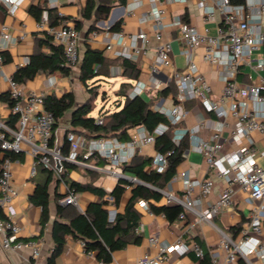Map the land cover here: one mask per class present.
I'll list each match as a JSON object with an SVG mask.
<instances>
[{"label":"built area","instance_id":"2783aa9c","mask_svg":"<svg viewBox=\"0 0 264 264\" xmlns=\"http://www.w3.org/2000/svg\"><path fill=\"white\" fill-rule=\"evenodd\" d=\"M23 0H0L9 14H13ZM188 0H127V13L136 14L143 4L148 7L138 13V22L148 24L156 40L155 54L149 65L151 73L161 68L171 69L168 83L174 86V102L168 109L158 108L173 129V143L178 146L187 135L191 148L200 153L215 178L225 182L215 201L203 206L204 199L212 192L214 178L208 176L202 180L193 179L188 171L175 174L173 179H181L183 192L180 196L170 190H161L168 203H175L183 208L179 219H186L187 214L195 218V222H208L228 210L236 191L232 184L246 194L249 206L247 220L240 226L236 237L219 232L217 252H212L209 264H236L242 260L245 264H264V147L255 145L253 133L264 136V0H195L201 12L202 26L183 21L182 14L172 17L171 25L176 28V38L181 43V54L185 56L186 66L180 70L171 60L172 38L165 36L166 19L170 17L166 4H187ZM47 7L36 21L37 29L42 35H50L53 42L62 46L65 64L75 65L80 58L82 35L72 21L58 10V0H46ZM57 9L58 23L50 24L48 12ZM98 31L93 30L90 37H96ZM113 43L108 42L106 49L111 50L115 57H124L136 61L149 45V35L140 30L134 34L115 31L111 34ZM7 25L0 29V69L4 63L2 52L11 41ZM116 46L117 48H114ZM202 49L201 57L210 66L217 67V77L222 82L221 94L217 99L212 97L210 83L199 71L194 60L195 50ZM24 58L19 65H24ZM243 75L245 80L239 79ZM9 97L12 101L11 113L17 116L15 126L0 121V148L13 152H23L32 158L30 176H34L37 167L41 166L52 171L62 179L63 163L89 166L105 173L117 176L122 171L117 167L128 161L135 151L144 146L154 144L155 137L168 130V125L159 124L153 132L143 126L133 128L128 142L115 137L85 138L71 130L65 131L68 152L62 155L53 133V113L44 107V97L54 85L52 76L46 77V85L41 89H24L11 76ZM167 83V84H168ZM161 83L154 85L157 89ZM166 84V85H167ZM142 88L134 87L131 95L139 94ZM197 100L206 112L213 113L219 127L215 128L207 139L197 136L202 124L195 128H180L179 124L187 114L185 103ZM231 119V123L228 122ZM101 122L100 118L96 120ZM228 130L227 136L223 132ZM129 148V156H120L119 152ZM189 148V147H188ZM171 151L156 152L153 166L163 171L167 165V156ZM185 153V152H184ZM183 153V156H184ZM92 156L104 159L107 165L99 168L85 163ZM13 160L2 157L0 163V233L1 246L4 250L29 249L33 257L40 254V242L33 239H19L20 227L9 218L1 216L2 208L15 195L12 187ZM123 174V173H122ZM125 175V174H123ZM126 176V175H125ZM131 182H139L136 177L128 176ZM58 203L80 208L78 192L67 187L59 197ZM137 206L150 213L149 204L144 199L137 200ZM108 220L113 221L117 213L114 207L107 209ZM140 232V223L134 228ZM149 242L156 246L155 254L144 253L133 264H165L171 252L179 255L193 252L197 258L194 264H201L199 259L204 256L200 244L192 239L185 240L180 235L171 244H162L152 236ZM99 264H107L99 261ZM112 264H119L117 262Z\"/></svg>","mask_w":264,"mask_h":264},{"label":"crops","instance_id":"0c3cea01","mask_svg":"<svg viewBox=\"0 0 264 264\" xmlns=\"http://www.w3.org/2000/svg\"><path fill=\"white\" fill-rule=\"evenodd\" d=\"M42 4L47 7L46 0H23L22 3L16 8L13 14H9L5 6L0 2V29L2 25H7L11 35V41L9 42L6 49L3 51L5 53V58L8 60L4 61L0 69V120L6 122L11 111L10 107L7 105L2 95L9 92V81L8 77H12V74L17 69L19 64L23 62L24 58H28L29 55L36 49L38 40L43 36L42 33L36 27V19L29 12V7L33 4ZM87 5V0H58V10H60L68 20L72 23H78V30L82 35V41L80 43V55L84 50V42L92 49H98L103 52V54L109 58H115L111 50L106 49V44L108 42L113 43V38L111 34L115 31L110 30L111 26L117 21L121 22L120 30L125 34H134L140 30L147 32L149 35V45L146 47L145 52L141 53L136 62L140 69V74L137 80L132 81V89L137 86V88H142L139 93L147 100H151V108L158 111V108L168 109L172 106L174 102L173 95L168 93L167 95H162L161 90L165 88L168 83L169 77L171 75V69L164 67L157 73H151L149 70V65L153 60L155 54L156 40L152 35V30L148 24H140L138 22V13L147 9L148 5L145 3L139 7L136 14L130 15L127 13V0L124 4L118 3L114 0L113 6L106 19H99L94 24L98 35L96 37H90L88 27L93 23V14L91 18H85L83 16V10ZM168 11L170 12V17L166 19L167 27L164 28L165 36L172 38V50H171V60L174 66L180 70L184 69L186 66V59L183 54H181V43L176 38V28L171 25L172 17L177 14L187 15L188 22L198 27L202 26V16L200 10L195 4V0H188L187 4H166ZM52 13L57 15V9L51 10ZM264 24V17H263ZM114 44V43H113ZM45 49L44 47H42ZM114 48H117L114 46ZM202 49L197 48L194 54V60L199 68V71L204 75L207 81L210 83L212 88V97L217 99L223 87L222 82L217 77V67L210 66L203 61ZM4 56V55H3ZM111 77L103 81L102 84H110L114 86L115 91L119 84L124 80L120 74L119 66H111ZM75 78L78 80V69L77 72H73ZM70 76H62L59 72H54L48 75L39 74L32 80H27L21 86L24 89H41L46 85V77L52 76L55 79L54 85L48 90V92H54L57 95L62 94L65 91H71L70 82L72 79ZM41 78V82L39 81ZM113 79V80H112ZM239 79L244 81L245 77L239 75ZM112 80V81H111ZM116 86L114 82L117 81ZM79 81V80H78ZM80 82V81H79ZM161 83L160 87L155 89L154 85ZM47 92V93H48ZM132 96V95H131ZM85 96L84 98H87ZM76 100V99H75ZM85 99L76 100V102H82ZM185 108L187 110L186 117L179 124L180 128H195L199 123L202 124L197 132V136L207 139L210 133L219 127L218 121L213 113L206 112L199 101L193 100L185 103ZM99 110V109H98ZM113 110V109H110ZM98 113H92L96 116ZM68 116L66 114L63 120L65 124H59L58 128L55 130V136L58 141L59 147L62 145V139L65 135V131L69 129ZM231 123V119H228ZM63 127V128H61ZM59 131V132H58ZM133 131V128L128 130L129 137ZM228 130L223 132V136H227ZM255 139V145L259 148L264 147V136L256 134L253 136ZM130 139V138H129ZM121 141V140H120ZM126 140L124 142H128ZM189 145V148L184 153V158L182 162L177 166L178 174L181 171H188L189 175L193 179H204L208 176L214 178V187L212 192L204 199L203 206L216 200L219 192L225 186V182L221 179L215 178L210 168H208L202 155L197 151L193 150ZM136 153L154 157L157 150L154 144L144 146L141 151H135ZM129 148L119 152L120 156H129ZM134 155V154H133ZM132 155V156H133ZM130 156L128 161L131 159ZM32 163V158L28 154H24V158L21 161H13L11 164L12 170V187L15 190V195L11 198L10 202L6 204L1 210V216L3 218L12 219L19 227L20 231L18 234L19 239L28 240L33 239L40 242V254L37 257H33L29 249H19V250H4L1 246L2 234L0 233V264H47L48 257L51 255L53 248L52 239V222L56 214V203H58L59 197H61L67 190V186L62 179L52 175L51 181L48 184L49 192V213L50 220L40 232L39 218L41 213V207L33 205L29 197L34 191L35 183L43 181L47 175V172L37 167V171L34 176H30V167ZM69 163V162H68ZM86 164L95 165L99 168H103L106 164H96L95 158L86 159ZM121 164L117 167V170H121ZM89 169L95 170L99 173V177L94 181L98 186H101L106 192H109L115 185L117 178L111 174L105 173L104 171L94 169L89 166L77 165L75 170H70L66 175V178L72 179L81 183H85L90 180ZM79 170H82L84 174H80ZM123 173V172H122ZM124 174V173H123ZM233 189L236 194L233 198L231 206L227 211L218 214L212 223L208 222H195V218L191 214H187L186 219L181 220L176 219L174 222H168L164 214L162 213H150L141 210L137 206V201L134 204L135 209L141 214L138 223H140V232L137 234L141 235V241L138 244H128L125 248L113 252V259L110 263L119 264H133L137 258L142 256L144 253L155 254L157 252L156 246L149 242V238L154 236L157 238L158 242L162 244H171L174 240L182 235L185 240L192 239L193 235L198 236V239L202 242V248L209 254V260L212 252H217L220 256V260L223 259V253L218 249L219 232L217 228L224 231L227 235L231 237H236L237 232L235 227L241 226L248 217L249 206L246 203V194L239 190L238 185L233 183ZM154 189V187H152ZM127 188L119 206H115L109 203L106 208L114 207L117 212H122L124 206L129 197V190ZM161 190H170L174 195L180 196L183 192V182L181 179H171ZM162 193V192H161ZM79 210H83L90 202H96L99 197L88 192L82 191L78 192ZM105 198L112 201L110 195H106ZM141 199V198H140ZM148 202V201H147ZM149 204V203H148ZM157 204H175L168 203L164 199V196ZM35 237V238H32ZM196 241V240H194ZM197 242V241H196ZM195 258L193 252H188L183 255H179L178 252L173 251L169 254L168 260L165 264H194L197 258L194 260L191 255ZM240 261V260H239ZM239 261L236 264H239ZM53 264H99L94 254L86 253L82 244L81 239L73 238L68 236L66 242L63 246L62 251L54 259Z\"/></svg>","mask_w":264,"mask_h":264},{"label":"trees","instance_id":"16d2710c","mask_svg":"<svg viewBox=\"0 0 264 264\" xmlns=\"http://www.w3.org/2000/svg\"><path fill=\"white\" fill-rule=\"evenodd\" d=\"M120 4H124L125 0H116ZM114 0H87V5L83 10L85 18H91L93 14V23L88 27L91 31L96 29L95 22L99 19H106ZM45 6L42 4H33L29 7V12L38 20ZM58 16L48 12V20L50 24L58 23ZM183 21L188 22L187 15H182ZM121 22L117 21L111 26L110 30L119 31ZM78 29V23H74ZM44 47L45 49H43ZM7 61L8 58H5ZM77 66L78 80L86 87L89 94H95L94 88L101 85L103 81L111 77V66L120 67V76L124 80L114 91L116 98L113 100V110L105 107L99 108L96 116L92 115V101L96 95L86 98L82 102H76L74 94L71 91H65L60 95L54 92H48L44 97V107L50 110L54 115L53 133L68 113L69 129L78 134H82L85 138L91 137H115L118 140H129L128 130L138 126H143L149 132L161 123L168 125V130L155 137V149L164 153L171 151L167 156V165L163 171H157L153 166V158L134 153L131 159L121 164V171L130 177H136L139 182H131L126 178L117 179L113 188L106 192L101 186L94 181L100 176L93 169H89L90 180L81 183L66 178L70 170L77 168L76 164L64 162L62 180L68 188L75 192L88 191L99 197L96 202H90L86 208L79 210L72 205H62L56 203V214L52 222V239L53 248L51 255L48 257L47 264H53L54 259L63 249L68 236L79 238L82 241L86 253L94 254L98 261L110 263L113 259V252L125 248L128 244H138L141 241V235L134 231L140 219V213L135 209L134 204L138 199L148 201L149 208L153 213H162L168 222H174L178 219L183 208L178 204H157L163 197L160 191L154 188L164 189L166 184L172 179L177 172V166L182 162L183 153L189 147L187 135L184 136L178 146L173 143V129L176 125L170 124L166 116L151 108V100H147L140 94L130 95L132 89V81L138 79L140 69L136 62L124 58H109L98 49H92L84 42V50L75 65L65 64V57L62 46L55 44L50 35L44 34L37 43L36 49L29 55L28 61L24 65H20L12 74V78L20 85L27 80H32L39 74H51L59 72L62 76H70L72 68ZM174 86L169 82L165 88L161 90L162 95L171 93L175 95ZM7 105L11 107L12 101L9 93L2 95ZM97 118L101 119L98 123ZM17 116L10 113L6 123L15 126ZM62 155L68 152V142L64 135L62 145L60 147ZM10 157L13 161H21L24 158L23 152H13L2 150L0 148V163L2 157ZM95 158L96 164H106V161L98 156H92L87 159ZM40 169L47 172L43 181L36 182L34 191L30 195L29 200L33 205L41 207L39 218L40 232L50 220L49 213V192L48 184L52 178V171L40 166ZM129 190V197L122 212H117L113 221L108 220V212L106 206L112 203L119 206L124 194ZM110 195L112 201L105 198ZM3 216V215H2ZM239 226L235 227V231L239 230ZM35 238V237H32ZM200 246L202 242L198 236L193 235ZM195 260L196 258L190 254ZM201 264H209V254L204 251V256L199 259ZM239 264H245L242 260Z\"/></svg>","mask_w":264,"mask_h":264},{"label":"rangeland","instance_id":"374dc122","mask_svg":"<svg viewBox=\"0 0 264 264\" xmlns=\"http://www.w3.org/2000/svg\"><path fill=\"white\" fill-rule=\"evenodd\" d=\"M73 72H77V66H74L72 68V74H73ZM39 81L41 82V78H39ZM117 82H118V80L114 82L115 86H116ZM70 87H71V92L74 94V97L76 100L86 99L84 97L87 96V94H88V97L90 96V98H92L93 96L96 95V98L91 103L93 105L92 113H94V114H95V112L98 111L99 108H102V107H105L106 109H113L114 108V106L112 105V102L116 98V95L113 91L115 87L110 85V84L97 85L93 91L95 94H93L91 92L89 94L86 87H84L75 78V75L73 74L71 82H70ZM65 122H66L65 120H62L61 124H65ZM61 128H63V127H61ZM256 134H257L256 132L253 133V136L254 135L256 136ZM79 173L84 174V172L82 170H79Z\"/></svg>","mask_w":264,"mask_h":264},{"label":"water","instance_id":"95a60500","mask_svg":"<svg viewBox=\"0 0 264 264\" xmlns=\"http://www.w3.org/2000/svg\"><path fill=\"white\" fill-rule=\"evenodd\" d=\"M132 95H136V94L133 93ZM116 178H117V179H119V178H126V179H128V176H125V175H123V174L121 173V174L117 175ZM154 189L157 190V191H160V192H161V190L158 189V188H154Z\"/></svg>","mask_w":264,"mask_h":264}]
</instances>
